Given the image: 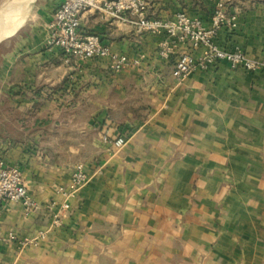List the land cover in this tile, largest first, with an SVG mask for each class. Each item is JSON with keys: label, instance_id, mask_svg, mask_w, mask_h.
<instances>
[{"label": "crops", "instance_id": "obj_1", "mask_svg": "<svg viewBox=\"0 0 264 264\" xmlns=\"http://www.w3.org/2000/svg\"><path fill=\"white\" fill-rule=\"evenodd\" d=\"M62 1H31L0 42V160L40 203L71 207L56 218L59 207L1 204L0 264H264V73L216 61L178 81L176 59L202 48L175 38L161 57L164 31L94 11L83 32L140 62L115 72L107 58H68L49 43ZM219 1L236 28L218 42L262 59L264 0H147V14L202 16ZM79 164L89 180L68 199L59 189Z\"/></svg>", "mask_w": 264, "mask_h": 264}, {"label": "built area", "instance_id": "obj_2", "mask_svg": "<svg viewBox=\"0 0 264 264\" xmlns=\"http://www.w3.org/2000/svg\"><path fill=\"white\" fill-rule=\"evenodd\" d=\"M102 12L117 19H126L139 33H158L164 31L168 38L164 39L158 48L161 57L172 55L171 41L178 39L186 42L190 50L202 48L200 57L185 51L176 59L173 76L178 81L188 78L197 69H205L216 61L226 62L231 68L264 73V57L255 59L240 48H228L218 42L219 30L224 27L228 35L236 28V16L230 14L223 1H219L214 9L206 11L202 16H190L181 11L171 18L149 16L147 0H63L48 22L51 32L50 46L59 49L66 57H76L80 60L92 58L109 59V67L115 72L126 70L140 61L131 59L125 53H115L104 45L96 34H86L81 29V18L85 12ZM124 13H129L127 19ZM207 24L211 26L208 27ZM105 143L122 147L126 138H110L105 135ZM72 175V186L68 193L70 199L75 198L78 191L89 180L83 164H79ZM62 191V189H59ZM5 202L22 203L27 215L46 207L55 211L56 203L38 202L30 193L23 171L17 165H9L0 160V205ZM46 204V205H44ZM70 208L69 202H64L55 213L58 218L62 212ZM58 219H56L57 221ZM43 235V233H42ZM1 240V236H0ZM10 241H16L19 248L28 245H38L37 240L27 239L17 234H11Z\"/></svg>", "mask_w": 264, "mask_h": 264}, {"label": "bare ground", "instance_id": "obj_3", "mask_svg": "<svg viewBox=\"0 0 264 264\" xmlns=\"http://www.w3.org/2000/svg\"><path fill=\"white\" fill-rule=\"evenodd\" d=\"M31 1L12 0L0 9V42L19 27Z\"/></svg>", "mask_w": 264, "mask_h": 264}, {"label": "rangeland", "instance_id": "obj_4", "mask_svg": "<svg viewBox=\"0 0 264 264\" xmlns=\"http://www.w3.org/2000/svg\"><path fill=\"white\" fill-rule=\"evenodd\" d=\"M12 0H0V9H2L5 5H7V4H9V2H11ZM76 169V168H75ZM75 171H73L72 172V175H73V173H74ZM72 175H71V179H70V183H69V188L67 189V190H65L64 188H60V189H62V191H60L61 193H63V194H65L66 196H67V198L68 199H70L69 198V196H68V193H69V191H70V189H71V186H72ZM77 196V195H76ZM75 196V197H76ZM36 200H37V198H35ZM38 201V200H37ZM49 201V203H56V201L54 200V201H52V200H48ZM39 202V201H38ZM66 202V201H65ZM67 202H69V201H67ZM64 203V202H63ZM63 203H61V204H55L56 205V207H61V205L63 204ZM44 205H46V204H44ZM71 207V206H70ZM30 215V214H29Z\"/></svg>", "mask_w": 264, "mask_h": 264}]
</instances>
